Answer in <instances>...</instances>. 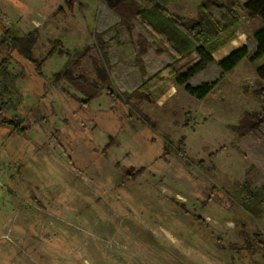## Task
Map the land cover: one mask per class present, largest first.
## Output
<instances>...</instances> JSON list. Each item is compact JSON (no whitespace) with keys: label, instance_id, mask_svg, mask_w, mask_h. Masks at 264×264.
I'll return each mask as SVG.
<instances>
[{"label":"rangeland","instance_id":"rangeland-1","mask_svg":"<svg viewBox=\"0 0 264 264\" xmlns=\"http://www.w3.org/2000/svg\"><path fill=\"white\" fill-rule=\"evenodd\" d=\"M101 1L68 9L65 0H0L2 26L34 31L36 61L52 51L39 74L0 45L1 117L26 127L0 125V264H264L253 238L264 239V137L231 128L245 112L262 115L264 56L228 72L206 65L189 83L215 85L198 98L162 70L168 59L153 48L140 76L136 27L111 29L103 37L111 60L103 56L94 35L116 18L99 13ZM196 2L179 11L193 17ZM60 47L88 51L75 62ZM64 70L84 92L106 70L101 97L82 104L68 81L54 82ZM157 71L160 84L148 79ZM244 188L258 191L256 215L242 205Z\"/></svg>","mask_w":264,"mask_h":264},{"label":"trees","instance_id":"trees-1","mask_svg":"<svg viewBox=\"0 0 264 264\" xmlns=\"http://www.w3.org/2000/svg\"><path fill=\"white\" fill-rule=\"evenodd\" d=\"M72 2L73 0H65L68 9L72 8ZM165 2L166 0H102L101 4L104 11L101 9L99 13H110L111 16L116 18V21L106 26L105 32L94 35L97 50L111 60L105 51L107 45L103 37L111 29L129 31L133 28L134 23L138 22L140 25L137 33L138 51L134 62L140 67V76H146L142 57L147 54L150 48H153L157 55L164 54L168 59V63L162 70L167 69L169 75L177 84L184 85V89L189 94L198 98L207 95L215 85V81L201 82L197 85L189 83L190 79L203 70L206 65L214 64L221 72H228L249 54L251 61L264 56V0H225V2L201 0L196 6L195 17L172 15L166 10ZM238 9L245 11L248 24L247 42L219 62H215L209 44L238 23L240 19ZM1 17L2 12L0 10V27L2 29L0 45L17 50L27 61L34 65V68L40 74L41 63L47 59L52 51L50 50L42 60L36 61L31 53V47L35 42L34 31L24 36H17L13 30L2 26ZM54 42H57V40ZM57 43L59 44V42ZM248 44H251V47ZM59 49V54H66L69 61L74 60L75 62L88 51V47H85L83 51L73 50L70 54L62 52L61 47ZM6 62L5 58L0 60L1 74L6 73ZM256 75L260 81H264V64L256 67ZM52 77L56 83L64 79L73 85L77 91L85 96L83 99L77 98L84 105H88L93 99L101 97V92L106 87L104 83L108 80V74L106 70H103L101 74L102 85L98 86L91 83L90 90L84 92L81 88H78L77 80L72 78L67 70L56 72ZM148 77V79L156 77L159 84L162 82L158 71ZM106 89L110 99L112 101L116 99L113 93L108 88ZM258 93L262 102H264V92ZM145 122H148L147 119ZM262 124H264V109H262V115H251L245 112L238 123L231 128L239 137L252 132L264 137V132L261 129ZM0 125L19 134H23L26 130V127L20 125L18 120L1 117V108ZM151 128L153 129L154 125H151ZM244 189L246 198H244L242 205L248 212L256 215L260 204L258 191L249 188ZM252 201L253 203L256 202V205L252 204ZM253 238L264 249V239L259 235Z\"/></svg>","mask_w":264,"mask_h":264},{"label":"crops","instance_id":"crops-1","mask_svg":"<svg viewBox=\"0 0 264 264\" xmlns=\"http://www.w3.org/2000/svg\"><path fill=\"white\" fill-rule=\"evenodd\" d=\"M186 1L187 0H166L165 8L172 15L181 16V17H188V15H185L183 12L181 13V11H179L181 8H184V4L186 3ZM200 1L201 0H197V2L195 3V6L193 8V9H195V15H196V6ZM219 1L225 2V0L224 1L219 0ZM177 3H179V5H177ZM240 4H242V2H240ZM173 7H174V9L171 11L170 8H173ZM178 12L180 14L177 15ZM191 12H193V10ZM237 12H238V10H237ZM195 15L193 17H195ZM243 15H244V17H243L244 25L243 26H241V24H240L241 16H239L240 19H239L238 23L233 28H231L226 33L222 34L217 39L210 42L209 47L212 50V57H213L215 62H219L221 59L226 57L229 53H231L235 49L240 48L246 44V38L248 36V33H247V28H246L247 20H246V16H245V11H243ZM133 27L140 29V25L138 22H135ZM261 64H264V61L259 63V65H261ZM215 67H217V66H215Z\"/></svg>","mask_w":264,"mask_h":264}]
</instances>
